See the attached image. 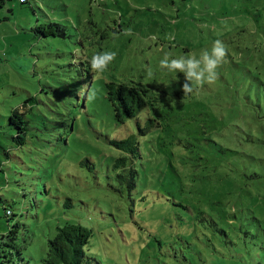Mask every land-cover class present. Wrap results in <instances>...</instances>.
<instances>
[{
    "label": "rangeland",
    "instance_id": "1",
    "mask_svg": "<svg viewBox=\"0 0 264 264\" xmlns=\"http://www.w3.org/2000/svg\"><path fill=\"white\" fill-rule=\"evenodd\" d=\"M217 39L229 50L218 80L185 96L183 74L160 60L199 57ZM106 51L115 60L94 73ZM109 81L149 89L156 109L117 123ZM14 109L30 122L23 146ZM131 134L130 195L109 140ZM0 195L16 214L0 203V243L8 222L24 240L22 258L11 249L0 264H44L67 221L92 230L90 264H264V0H5Z\"/></svg>",
    "mask_w": 264,
    "mask_h": 264
},
{
    "label": "trees",
    "instance_id": "2",
    "mask_svg": "<svg viewBox=\"0 0 264 264\" xmlns=\"http://www.w3.org/2000/svg\"><path fill=\"white\" fill-rule=\"evenodd\" d=\"M5 0H0V7ZM29 0H20V3H27ZM56 24V23H55ZM59 25V24H56ZM62 33V32H61ZM60 33V34H61ZM107 98L110 101L115 114V120L119 124L125 123L129 119L136 118L144 109H156L157 98L153 97L149 89L143 86H135L126 82L109 81L105 84ZM151 127L159 126L156 119L150 117ZM10 129L12 132V141L18 146H23L30 130V122L25 113L14 109L9 116ZM146 134L145 131H142ZM109 143L124 152L122 156L116 158L115 167L123 168V172L118 174V178L122 183L126 184V188L131 195V191L137 186L138 170L132 165V160L137 159L141 155L140 142L136 134H131L124 139H111ZM94 168V165H92ZM7 200L0 195V203L3 205L4 215L8 220L12 219L15 214L11 208V203L7 204ZM14 226L8 231L9 239L3 238L0 243V255L7 257L9 254L13 257L14 251L22 258L24 249L21 245L20 233H17L15 227L19 224H9ZM92 235V230L81 223L67 221L62 225L56 226L54 236L48 239L46 255L43 257L44 264H90L93 259L88 255L86 246ZM5 237V236H4ZM18 240V241H16ZM12 241V242H10ZM10 249L3 251V249Z\"/></svg>",
    "mask_w": 264,
    "mask_h": 264
},
{
    "label": "clouds",
    "instance_id": "3",
    "mask_svg": "<svg viewBox=\"0 0 264 264\" xmlns=\"http://www.w3.org/2000/svg\"><path fill=\"white\" fill-rule=\"evenodd\" d=\"M228 55L229 50L223 40L217 39L213 42L211 49L202 50L199 57L189 54L170 58V54L165 53L159 62V67L170 73L183 74L182 91L187 96L205 85H213L219 78V70L228 62ZM115 58V52L106 51L93 55L89 63L94 73H103ZM148 74L152 75L151 71ZM95 98L96 92L91 91L87 97L88 101L91 102Z\"/></svg>",
    "mask_w": 264,
    "mask_h": 264
}]
</instances>
